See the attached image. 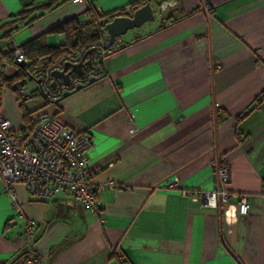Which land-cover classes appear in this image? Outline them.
<instances>
[{
	"label": "crops",
	"instance_id": "obj_1",
	"mask_svg": "<svg viewBox=\"0 0 264 264\" xmlns=\"http://www.w3.org/2000/svg\"><path fill=\"white\" fill-rule=\"evenodd\" d=\"M45 1L0 0V26ZM136 1L66 0L30 26L31 38L89 6L105 15ZM147 2L159 21L119 37L125 47L103 59L94 83L56 104L24 103L89 136L99 213L69 195L35 200L16 184L18 213L0 187V264L23 263L28 225L38 264H264V96L254 106L264 92V0ZM165 2L176 5L161 11ZM48 35L49 46L63 44ZM218 158L229 168L223 189L246 196V215L233 200L220 211L168 187L175 178L181 190H215Z\"/></svg>",
	"mask_w": 264,
	"mask_h": 264
},
{
	"label": "built area",
	"instance_id": "obj_2",
	"mask_svg": "<svg viewBox=\"0 0 264 264\" xmlns=\"http://www.w3.org/2000/svg\"><path fill=\"white\" fill-rule=\"evenodd\" d=\"M175 2H165L160 10L175 6ZM85 19H80L83 26ZM10 39V38H9ZM0 42L9 58L0 54V104L5 90L15 91L18 98L27 101L39 97L46 104H56L62 97L75 92L77 87H85L92 79L101 77L104 71L103 59L114 53L121 45L119 37L110 40L108 31L103 28L96 40L87 42L76 51L66 53L56 59L48 56L40 59L38 67H31L21 46L10 40ZM80 65L81 74L71 67ZM67 75V82L54 78L53 73ZM11 80L9 88L4 82ZM54 84V87L51 85ZM91 141L85 133L66 127L56 116L38 110L31 116L28 130L11 131L0 113V187L9 196L13 208L19 213L13 187L21 184L26 193L35 200L47 201L59 195H69L73 202L92 214L99 213V204L94 196L93 172L87 167L86 153ZM213 173L218 187L209 192L181 190L177 179H172L168 187L179 190L193 203L222 211V207L236 202L237 214L246 215V196L231 195L223 189L229 182V168L222 158L213 164ZM112 187V185H110ZM33 229L28 225L23 239L26 255L22 264H38L39 256L32 248ZM118 264H124L119 259Z\"/></svg>",
	"mask_w": 264,
	"mask_h": 264
},
{
	"label": "trees",
	"instance_id": "obj_3",
	"mask_svg": "<svg viewBox=\"0 0 264 264\" xmlns=\"http://www.w3.org/2000/svg\"><path fill=\"white\" fill-rule=\"evenodd\" d=\"M65 1L66 0H46L44 3L29 5L19 13L12 15L8 22L0 26V42L7 41L11 36V31H7L9 25L8 23L10 21L18 22L21 25H23V22L25 21V26L30 27L34 22L43 18L45 13L56 9L60 4ZM146 3H148L147 0H138L130 4L127 9H121L116 12L105 15L97 13L92 6H89L88 9L83 13V15L79 17L70 18L48 31L47 34L62 36V45L58 47L49 46L46 43L47 34H41L27 40L24 44L20 46L24 50L26 58L31 61V67H38L40 64L38 61L44 57L48 56L51 60L56 59L63 54L72 53L76 51L79 47H81L87 42L96 40L99 36V32L103 28H105V25L107 23H109L116 17H130L137 8L143 6ZM195 12L196 11H194L193 13ZM82 18L86 21L83 26H79V21ZM167 20L168 19L163 20L165 25H167ZM2 47L3 48H0V54L4 58H9L10 53L3 52L5 50V47ZM10 83L11 80L5 81L4 87L8 89ZM10 92L15 96L17 109L21 116L22 129L28 130L30 128L32 114H34L38 110H41V108L28 112L24 107L25 101L20 100L15 91ZM262 96H264V92H262L260 98L255 100L254 106H257L260 103ZM44 105L47 104L44 103ZM37 238L38 236H35L31 242L34 243Z\"/></svg>",
	"mask_w": 264,
	"mask_h": 264
},
{
	"label": "rangeland",
	"instance_id": "obj_4",
	"mask_svg": "<svg viewBox=\"0 0 264 264\" xmlns=\"http://www.w3.org/2000/svg\"><path fill=\"white\" fill-rule=\"evenodd\" d=\"M46 14L47 13H45L44 16ZM159 19H160L159 13L155 12V22L154 23L158 22ZM154 23H145L139 29L130 30L124 36H121L120 38L122 40H125L126 38H128L131 35V33H133V32L135 33L137 31H140L143 27L153 25ZM8 24L9 25H8L7 31H11L10 32L11 36H10L9 40H10V42H12L13 45L20 46V45L24 44L27 40L31 39V36H32L31 27L25 26V24H26L25 21L23 22V25L19 24L18 22H14V21H10ZM55 39H56V36L53 34H50L47 37V41L50 44H53ZM6 99L8 100V103H9V111L7 108H5ZM2 100H3V107L1 108L0 113L3 116V118L7 121L8 125H9V129L11 131H17V130L22 129V123L20 122L19 115H18V112L16 110L15 96L11 92L5 90L2 94ZM39 103H40V98L38 99L37 97L33 98L32 100L25 101V105H26L27 109H29V110H31L32 107H34L35 105H37ZM5 111L12 114L14 123H12L10 121L8 116L5 114L6 113Z\"/></svg>",
	"mask_w": 264,
	"mask_h": 264
},
{
	"label": "water",
	"instance_id": "obj_5",
	"mask_svg": "<svg viewBox=\"0 0 264 264\" xmlns=\"http://www.w3.org/2000/svg\"><path fill=\"white\" fill-rule=\"evenodd\" d=\"M155 21V15L153 11V7L146 3L143 6L137 8L130 17H116L109 23L105 25V29L109 33L110 40L112 41L114 38L124 36L128 31L139 29L145 23H153ZM125 47V45H120L115 51H120ZM72 71L76 74L80 75V65H74L71 67ZM54 78H61L63 81L67 82V75L54 72ZM96 79H92L89 81L87 85H90L95 82ZM54 87V84L51 85ZM83 87H77L76 91L81 90ZM70 94H65L62 98L68 97ZM237 212V206L235 207Z\"/></svg>",
	"mask_w": 264,
	"mask_h": 264
}]
</instances>
